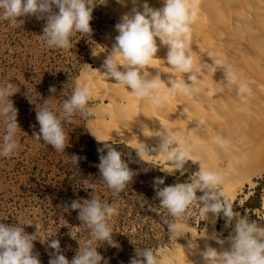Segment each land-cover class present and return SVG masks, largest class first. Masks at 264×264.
Listing matches in <instances>:
<instances>
[{"label":"clouds","instance_id":"obj_1","mask_svg":"<svg viewBox=\"0 0 264 264\" xmlns=\"http://www.w3.org/2000/svg\"><path fill=\"white\" fill-rule=\"evenodd\" d=\"M117 2L123 4L125 0ZM132 2L136 5L139 0ZM102 3H106V0H102ZM162 3L163 6L159 9L152 8L147 3L143 4V11L139 7H133L131 13L122 17L121 22L115 26L119 34L102 66L107 78L129 89L136 98L148 101L158 108L169 104L173 96L192 99L200 95L198 84L203 79L201 69L196 66L199 62L191 51L193 26L200 14L199 0H162ZM95 5L93 0H0V18L8 20L14 26L23 25L24 20L18 19L21 17L46 20L42 36L47 47L68 50L72 47L73 35H91L93 29L90 22ZM160 46L167 48V65L176 74H187L186 79L181 80L172 75L164 80L159 70L151 77L144 73L143 70L153 64ZM93 55L98 54L93 50ZM212 61L204 66V72L211 74L216 71L217 66H223L221 59ZM223 72L228 89L238 85V94L247 91L245 84H238V77L231 68L225 67ZM14 87L12 82L0 87V117L6 127L0 155L6 158L14 155L18 148L15 137L21 129L17 120L18 109L10 99L16 93ZM221 90L219 87H212L207 90L206 95L213 97ZM50 92L55 93V87H51ZM26 95L29 102L36 106V119L40 125L39 132L34 131L33 136L37 140L43 139L60 153L65 152L68 147L62 122L70 121L75 114L89 118L98 110L89 106L94 91L86 80L82 85L78 83L72 94L63 100L58 114L49 109V99H42L38 92L31 97L28 93ZM203 123V120L198 121L195 128H200ZM89 131L98 142L103 143V148L98 149L100 163L96 165L100 177L113 194L118 196L133 181L136 173L129 168L120 151L102 141L93 131ZM142 131L148 136L145 128ZM156 136L159 137V143L155 148L150 149L143 142L135 146L139 160L143 161L149 152L160 155L171 164L173 171H166L169 173L178 170L183 174L187 171L185 165L188 161L199 162L200 166L199 171L190 176V182L161 187L164 184L163 179L157 178L154 181V199L159 200V206L166 209L173 218L172 222L165 220L170 237L178 238L189 233L183 221L191 215V208L199 205L200 215L205 220L209 219L210 214L214 217L223 215L227 221L226 226L234 224L227 241L219 239L217 235L210 237L221 246L227 242L229 247L218 251L214 247L206 246L200 253L203 264H264V227L233 211L230 198L222 188L223 176L206 168L202 158H196L195 141H190L178 129L163 128L162 134ZM214 143L225 147L227 142L217 137ZM80 159L81 157L72 155L71 164L79 165ZM198 191L202 195L198 196ZM91 197L83 202L73 200L70 204L58 206L62 212L78 210L81 225L90 230L91 238L83 244L79 241V250L71 261L62 254L60 241L45 240L39 236L38 227L36 234L30 235L24 231V227L0 223V264H40L39 254L33 251V241L37 239L55 250L50 253L52 258L49 264H102L104 257L98 248L105 242L115 246L109 221L118 215V204L102 203L94 191ZM193 246V241H189V247ZM129 264H164V261L159 251L144 247L139 250L136 248V254Z\"/></svg>","mask_w":264,"mask_h":264},{"label":"rangeland","instance_id":"obj_2","mask_svg":"<svg viewBox=\"0 0 264 264\" xmlns=\"http://www.w3.org/2000/svg\"><path fill=\"white\" fill-rule=\"evenodd\" d=\"M93 2L96 5L90 22L91 35H73L72 47L68 50L47 47L42 36L46 20L21 17L18 19L24 20L23 25L14 26L0 18V87L8 82L15 85L16 93L10 99L18 109L17 120L21 128L15 137L18 148L14 155L10 158L0 155V223L24 227L30 235L36 234L38 227L39 236L45 240L60 241L62 254L71 261L79 250V241L83 244L91 238L90 230L81 225L78 210L62 212L58 206L70 204L73 200H89L94 191L102 203L118 204V215L109 221L115 246L105 242L98 248L104 257L102 264H129L136 248L149 247L158 251L171 244L165 220L172 222L173 218L159 206V200L154 199V181L163 179L161 187L186 183L190 182L194 172H166L173 169L162 156L149 152L141 161L134 145L119 140L107 141L112 142L136 173L127 188L118 196L114 195L96 166L100 163V148L92 144L97 139L89 131H92L91 124L96 116L85 118L75 114L70 121L62 122L68 147L60 153L43 139L37 140L33 136L34 131L39 132L40 125L36 119V106L26 95L28 93L31 97L38 92L42 99H49V109L58 114L63 100L72 94L78 83L81 84L85 66L94 65L96 56L93 50L98 53L104 47L101 32L113 23L101 4L102 0ZM51 87H55V93L50 92ZM98 104L94 98L89 102L94 108ZM5 132L0 117V148ZM85 151L89 155L86 159ZM72 155L81 157L79 165L71 164ZM197 195L202 193L198 191ZM263 201L264 174L255 179L253 186L247 184L237 199H230L233 211L251 221L263 220ZM187 222L204 224L199 205L191 208V215L183 221ZM219 222L222 225L227 223L223 215L219 216ZM233 227L234 224L230 229ZM33 244L40 264H49L50 253L55 250L40 239Z\"/></svg>","mask_w":264,"mask_h":264},{"label":"bare ground","instance_id":"obj_3","mask_svg":"<svg viewBox=\"0 0 264 264\" xmlns=\"http://www.w3.org/2000/svg\"><path fill=\"white\" fill-rule=\"evenodd\" d=\"M145 3L155 9L163 6L162 0H139L136 5L132 0L103 3L113 23L101 32L104 47L97 53L94 65L85 66L81 78V85L86 80L94 91L93 98L99 101L92 131L104 142L119 140L134 146L143 142L157 147L156 135L162 134L163 128L178 129L195 141L196 158H202L206 168L223 176V191L235 200L247 184L253 186L255 179L264 174V0H199L200 14L193 26L191 51L203 75L198 84L200 95L192 99L173 96L169 104L159 108L107 78L102 67L119 34L116 24L133 7L143 11ZM166 56L167 48L160 46L153 64L144 73L151 77L159 70L164 80L172 75L186 79L187 74L173 72ZM215 59H221L223 66H217L211 74L204 72V66ZM225 67L236 73L238 84L246 85L244 94H238V85L231 89L225 86ZM212 87L222 90L208 97L207 90ZM200 120L203 125L195 128ZM217 137L227 142L225 147L214 143ZM185 167L195 173L200 166L199 162L188 161ZM202 220L203 225L184 223L189 233L171 237V244L158 250L164 264H203L200 253L206 246L218 251L229 247L227 242L221 246L210 237L217 235L227 241L232 232L230 226L222 225L219 217L211 214L208 220ZM252 221L264 227V218ZM189 241H193V248Z\"/></svg>","mask_w":264,"mask_h":264},{"label":"trees","instance_id":"obj_4","mask_svg":"<svg viewBox=\"0 0 264 264\" xmlns=\"http://www.w3.org/2000/svg\"><path fill=\"white\" fill-rule=\"evenodd\" d=\"M107 143H109V144L112 145V142H107ZM92 144H94L96 147L103 148V143H102V142H98V141L93 140ZM89 152H90V151H89ZM84 154H85V157H86V155L89 157L88 152L85 151ZM88 157H86V158H88ZM86 162H87V161H85V163H86ZM81 169H82V168H81Z\"/></svg>","mask_w":264,"mask_h":264}]
</instances>
